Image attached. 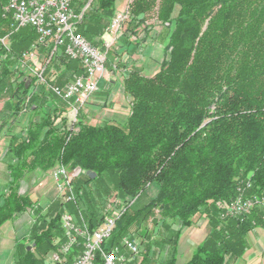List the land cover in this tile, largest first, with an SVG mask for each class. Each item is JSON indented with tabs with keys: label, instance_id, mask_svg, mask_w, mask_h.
Returning a JSON list of instances; mask_svg holds the SVG:
<instances>
[{
	"label": "trees",
	"instance_id": "16d2710c",
	"mask_svg": "<svg viewBox=\"0 0 264 264\" xmlns=\"http://www.w3.org/2000/svg\"><path fill=\"white\" fill-rule=\"evenodd\" d=\"M115 1L72 0L76 11L84 9L79 32L101 49ZM5 3L0 0V38L8 33ZM127 8L118 39L125 58L114 50L108 62L111 70H126L128 112L121 123L91 124L80 114L72 124L64 102L45 84L32 91L35 78L19 71L34 32L11 34L7 46L0 42V134L27 115L8 138V181L0 188V229L24 213L32 216L27 233L15 240V264H47L65 240L64 212L93 231L113 202L116 212L124 211L104 247L139 237L145 249L132 264H175L180 234L195 217L207 219L208 231L183 264H236L248 248L246 234L264 229V0H130ZM157 27L166 29L159 67L151 75L128 68L129 56ZM40 52L49 55L45 47ZM81 71L78 61L56 52L44 77L63 85ZM59 164L78 171L74 201L55 199L42 208L21 192L28 178ZM240 193L258 201L244 215L221 218ZM94 264H103L99 253Z\"/></svg>",
	"mask_w": 264,
	"mask_h": 264
},
{
	"label": "built area",
	"instance_id": "2783aa9c",
	"mask_svg": "<svg viewBox=\"0 0 264 264\" xmlns=\"http://www.w3.org/2000/svg\"><path fill=\"white\" fill-rule=\"evenodd\" d=\"M83 11L84 9L76 11L72 0H6L1 12V17L8 21L9 28V32L0 38V42L5 46V40H8L11 34L25 27L34 32L35 39L20 57L22 64L31 63L29 67L35 78L32 91H37L41 84L47 85L51 92L67 105L72 124L76 122L80 109L98 90L99 80L106 73L108 49L121 37L123 23L128 20L127 6L121 12L115 13L106 29V34L112 37L109 41H104V49H101L89 42L78 30ZM60 46L63 47L66 58L79 62L82 71L63 85L48 84L44 70ZM42 47L48 49L49 55L42 57V66H38ZM77 173V170L69 171L62 164L57 165L50 173L61 200L65 203L75 199L72 179ZM257 201L256 197H244L240 193L227 204L220 217L244 215ZM123 211L121 208L110 214L106 212L101 224L93 231H90L84 222H78L73 214L64 212L61 215V223L65 240L58 251L51 253L47 264H66L67 255L79 240L83 241L82 250L69 264H94L97 253L101 255L103 264H130L129 258L133 259L139 252L134 240L123 237L121 246L114 245L109 249L104 247L112 235L116 219Z\"/></svg>",
	"mask_w": 264,
	"mask_h": 264
},
{
	"label": "rangeland",
	"instance_id": "374dc122",
	"mask_svg": "<svg viewBox=\"0 0 264 264\" xmlns=\"http://www.w3.org/2000/svg\"><path fill=\"white\" fill-rule=\"evenodd\" d=\"M129 1L130 0H116L115 1V6H116L115 13H119L122 10H124L126 8V6L128 5ZM127 21H125L123 23L122 34L124 33V30H125V28L127 26ZM4 22H5L4 24H6L7 27H8V21L4 19ZM153 22H154L153 18H151V17L148 18V20H147L148 24H152ZM28 30H31V29L29 27H25V28L21 29L20 31H21V33H23V32H27ZM7 32H9V28H8ZM104 35H107L106 31H105ZM104 35L102 37H104ZM143 35H144L143 30L139 29V39L142 38ZM148 36L149 37L144 42H142L140 44L138 50L133 52L129 56V60L127 62V66H128V68H130L132 65L136 66L137 68H140L142 70L143 74L151 75L159 67V65H160V63H161V61H162V59L164 57V50L163 49H164V45H165V42H166V29L162 28V27H157L154 30H152L149 33ZM11 37H12V35L9 37L8 40H5V44L6 45H9V40L11 39ZM111 37H112V35L109 36V34H108V36H106V41H109L111 39ZM132 39H133V37H132ZM118 44H120V43H119V40L117 39L116 41H114L110 45V47L108 49V59L106 60V64H105L106 73H105L104 76H106L108 74L107 76H114L115 78H117V80H121V78L124 75V73H123L124 71H122L121 69L118 70V71H114V70H111L110 67L108 66L109 58L111 57L109 54L113 53L114 50L117 53H121L120 56H122V58H125L123 47L122 48L119 47ZM60 52H63V47L62 46H60L59 49H58V53H60ZM41 55H42V53L39 56V61H38V64H37L38 66H40V65L42 66L43 59H42ZM115 61H117V59H115ZM30 64H31L30 62H26L25 64L20 65L19 66V71H22L24 75L33 77V73L31 72L30 67H29ZM110 71H113V73L111 74ZM114 93H115L114 94V98H115L114 102L116 103L118 108L121 106L120 107L121 108V112L117 114L118 115V119H120V118H122L125 115V112H128V101H126L127 99L122 97V95L120 96V92L117 90V88L114 89ZM105 98H106V100H109L107 97L103 96V93L99 94L98 92H96V96L93 97V101H91V102L88 101L86 103V104H88V111L86 113H84V111L82 112L83 108H81L78 116L80 115L81 112H82L81 115H80L81 117H82L83 114H89V116H91V115L95 116L98 111L100 112L99 113L100 115H103V114H109L110 115V114H112L110 112V110L107 111V110H103V109H98V107H99L98 105H100V106L102 105L100 102H98V100L99 99L103 100ZM3 101L4 100H0V109L2 107ZM125 105H127V109H126V107H122V106H125ZM60 106H63V105L60 104ZM91 106H94V107H91ZM63 107H66V109H65L66 113H63V115L68 116V119L70 120V111H68L67 105L65 103H64ZM111 107H112V105L109 106V108H111ZM92 110H93V112H92ZM25 116L27 117V115H25ZM25 118L21 119L19 122H17L14 125H12L10 130L5 131V134H3L2 136L4 137L3 140L6 143L8 141V138H9L10 134L12 132H17L21 128L22 124H24V122L26 120ZM100 118H102V116L96 118V120L98 121ZM2 148H4V147H2ZM0 152H1V150H0ZM4 163H5V161L1 160V158H0V183L3 182L4 179H5L4 176L2 175V171H1L2 167H4ZM50 173L51 172H49L46 175H43L41 177H39L37 175L31 176L30 178H28L22 184V187H21V192L29 193L33 199L38 200V202H39V204H40V206L42 208H46L48 206V204L50 202H53L55 199L56 200H59V199L61 200V197H60V195H59V193H58V191L56 189V185H55L53 179L50 176ZM153 194H154V190L152 188H148L147 189L148 197L152 196ZM108 201H113V197H110V199ZM116 210H117L116 203L113 202L110 206H108V211L107 212L110 214V213L116 212ZM29 216H30V218H32L31 215H29ZM201 217H203V216L195 217L194 224L197 223V221ZM10 224H11V221L6 222L3 225V227H2L3 228L2 232L4 231V233H5V230L8 229ZM30 225H31V222H30L29 226ZM29 226H28V228H29ZM151 228L152 227L150 225L149 226V231L151 230ZM186 233H187V229L184 228V230L182 232L181 240L183 239L184 234H186ZM6 234H7V232H6ZM197 238H199V235L197 236ZM134 242L138 245L140 253H142L144 251V249H145V247H144L145 243H143L142 240L139 237H135ZM162 252L163 253L160 255V259L164 258L163 254H165V250H163ZM50 256H51V253L48 255L47 261L49 260ZM2 260H3V258H0V263H1ZM132 260H133L132 257H130L129 258V263L130 264H132V262H131ZM182 263H184L183 259H180L178 264H182Z\"/></svg>",
	"mask_w": 264,
	"mask_h": 264
},
{
	"label": "crops",
	"instance_id": "0c3cea01",
	"mask_svg": "<svg viewBox=\"0 0 264 264\" xmlns=\"http://www.w3.org/2000/svg\"><path fill=\"white\" fill-rule=\"evenodd\" d=\"M106 36L108 35H104L103 37L104 41H106ZM122 71H124L123 72L124 74L126 73V70H122ZM110 73L112 74L113 71H110ZM107 75L99 80L98 90L96 92H98L99 94L103 93V96L107 97L109 100H106V98L103 100L99 99L98 102H100L102 105L101 106L98 105L99 106L98 109H103L107 111L110 110L112 114L100 115L99 111L97 112L95 116L93 115L89 116V114H83L82 118L88 123L98 124L103 120H109V121L121 123L127 117V112H125V115L122 118L118 119L117 114L121 112V108H120L121 106L118 108V106L114 102L115 101V98H114L115 88H117V90L120 92V96L122 95V97L126 99L124 92H123V88H122V78L121 80H117V78H115L114 76H107ZM96 92L91 96L89 100L90 102L93 101V97L96 96ZM110 105H112L111 108H109ZM91 107H94V106H91ZM122 107H126L127 109V105L122 106ZM83 111L84 113L88 111V104H85V106L82 109V112ZM101 116L102 118H100L97 121L96 118L101 117ZM3 130H5V128ZM3 133L4 132L2 131L0 135V150H1L0 158L1 160L5 161L4 167H2L1 169L2 175L4 176L5 179L3 182L0 183L1 189L4 188V186L7 184V181H8L7 164L9 160V153L7 151L8 141L6 143L3 140L4 139V137L2 136ZM31 220L32 219L30 218L29 214L24 213L18 216L17 218H15L13 221H11V224L8 227V229L5 230V233L4 231L2 232L3 226L1 227L0 229V254H1L0 256L1 257L0 258H3V260L1 261L0 264H15L14 258H13L15 240L19 239L20 237L24 236L27 233L28 226ZM185 229H187V233L184 234V237L182 240H181V237H182V232L184 229L182 230L180 234V238L178 241V254H177V259H176L175 264H178L180 259H183V262H185L190 258L192 251L196 247V245H198L206 237V234L208 231V221L205 217H201L197 221V223ZM198 235H199V238H197ZM246 240L248 243V248L245 250L243 256L237 261L236 264H264V229L261 227H256L253 230L249 231L246 234ZM163 255L164 257L166 256V254H163Z\"/></svg>",
	"mask_w": 264,
	"mask_h": 264
},
{
	"label": "water",
	"instance_id": "95a60500",
	"mask_svg": "<svg viewBox=\"0 0 264 264\" xmlns=\"http://www.w3.org/2000/svg\"><path fill=\"white\" fill-rule=\"evenodd\" d=\"M29 82H27L26 86H28ZM91 177H94V173L93 172H87Z\"/></svg>",
	"mask_w": 264,
	"mask_h": 264
}]
</instances>
